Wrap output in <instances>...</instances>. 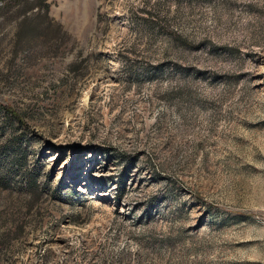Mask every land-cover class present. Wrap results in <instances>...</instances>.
<instances>
[{
	"label": "rangeland",
	"instance_id": "1",
	"mask_svg": "<svg viewBox=\"0 0 264 264\" xmlns=\"http://www.w3.org/2000/svg\"><path fill=\"white\" fill-rule=\"evenodd\" d=\"M37 2L0 0V264H264V0Z\"/></svg>",
	"mask_w": 264,
	"mask_h": 264
},
{
	"label": "trees",
	"instance_id": "2",
	"mask_svg": "<svg viewBox=\"0 0 264 264\" xmlns=\"http://www.w3.org/2000/svg\"><path fill=\"white\" fill-rule=\"evenodd\" d=\"M38 1H40V2H37V4H34L35 7L36 8L40 7L39 9H41V11H40L41 15H44L46 13L45 15L47 17L48 6H46L44 4V0H38ZM42 9H45L44 12H42ZM45 15L43 17H41V19H42L41 22L42 23L43 22L45 23ZM26 22H27L28 25L25 24V22H24V24H22V25L20 24L18 26V31H22V33H21L22 36L20 35V37L17 38L15 40V42H14V46H13L14 50L13 51H14L15 54L18 53V51H20V50L25 52V50L29 49L28 48V47H30L29 44L28 45H25V44L29 43L28 40H29L30 37L32 39H34V40H36L37 38H41L42 37L40 35V32H39L40 29L38 28V26L36 24L34 25V23H30V20L26 21ZM24 25H26V28L23 27ZM53 31H54L55 34H57V32L59 33L60 32L59 25H55ZM23 36H25V37H23ZM28 36H29V38H28ZM22 51H20V52H22ZM26 52H29V50H27Z\"/></svg>",
	"mask_w": 264,
	"mask_h": 264
}]
</instances>
